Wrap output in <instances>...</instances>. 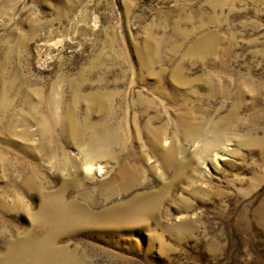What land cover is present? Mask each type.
I'll list each match as a JSON object with an SVG mask.
<instances>
[{
  "label": "rangeland",
  "instance_id": "obj_1",
  "mask_svg": "<svg viewBox=\"0 0 264 264\" xmlns=\"http://www.w3.org/2000/svg\"><path fill=\"white\" fill-rule=\"evenodd\" d=\"M177 22L195 34L183 42ZM152 49L162 79L142 66ZM179 69L186 82L172 77ZM72 82L113 92L89 121L79 98L70 117L81 144L66 115ZM139 93L155 104L154 126H170L160 149ZM233 112L195 140L178 129L184 113L217 122ZM0 120V263L53 264L15 251L38 234L77 264H264V0H0ZM100 149L106 157L90 156ZM82 155L105 174L72 179L69 161ZM66 180L64 204L98 213L134 200L138 216L82 214L64 228L47 203Z\"/></svg>",
  "mask_w": 264,
  "mask_h": 264
},
{
  "label": "bare ground",
  "instance_id": "obj_2",
  "mask_svg": "<svg viewBox=\"0 0 264 264\" xmlns=\"http://www.w3.org/2000/svg\"><path fill=\"white\" fill-rule=\"evenodd\" d=\"M180 23H181V21H180ZM178 25H179V23L177 22V24H174L172 28H174V31L176 33H178V35L183 38V42L189 40L190 37L195 34V33H193L194 30L191 31L192 34L190 32H189L190 34L188 32H184L182 34L179 33L180 29H179ZM201 28H204V25H202ZM210 37L211 36H207L206 38H210ZM148 39L152 40V39H155V37L151 34V35H149ZM157 40L158 41L162 40V37H158ZM203 43H207V40H203ZM175 51L176 50H172L171 52H169L168 56H172L173 52H175ZM191 51H197V47L192 46ZM211 53H212V50L210 51V54ZM155 54H156V52L153 49L148 51L146 54L147 56L145 58H143L141 61L142 66L145 69H147V71H149L150 73H153L154 77L157 78L159 76V78L162 79L163 76H165L164 71L161 70L159 73H155V71H154V69H156V64H157V59L155 57ZM189 56H190V53L187 56H185V58H187ZM178 65H179V63H177L176 66H178ZM180 71H181L180 69L179 70H173L172 77L176 76L175 81H177V82H181V80L186 82L187 80L184 79L185 76L184 75L181 76V74H179ZM82 77L85 78V76H82ZM197 82L198 81H193L187 85L189 86L191 84H196ZM75 83L76 82H72L73 85L71 87V90L74 93V97L71 100L70 108H69V105L67 107V109L69 108L70 111L66 112V115L69 119L68 124L71 128L70 129L71 138L76 143L79 142L81 144L83 142L84 138L83 137H77V132H79V130L76 128V125H75L76 123L74 122V120L70 117L73 110L75 108H77V105L79 103V101H78L79 98H80V100H81V98L85 99L88 102V108L89 109H88V113L86 115V118H87V121H89V118L94 114L95 115L98 114L99 116H101L103 114L105 115V112L107 111L106 109L108 108V106L111 102V98L113 97V92H111L110 90H105V89H102V90L99 89L98 91L94 90V89H96V87L99 84H103L104 83L103 82V83H97V84H90L91 85L90 90L92 92L85 94L84 92L81 91L79 85L75 84ZM138 99H139V107L145 109L143 111V113L147 115L146 126H147L148 130L150 131V135L152 136L151 144H152L154 149H160L161 137H163L161 134L162 133L161 130L167 129V128L169 129L170 126H168L166 128H162V129H160L159 127H155L153 124V121L157 120L158 116L155 117L154 115H150L151 109H153L155 106V104L152 102V99L145 96L143 93L138 94ZM238 109H239V107H237V110L235 109V111L237 112ZM159 115L162 117V115L160 113H159ZM31 117H33V119L36 118V112L33 110H32V113L30 115L24 114L25 119L22 122V125L24 127L27 125L28 120L30 122H32L33 119ZM231 117H234V112L229 114V115H226L224 117H221L220 120L217 122H210V120L207 119V116L201 115V116H199L200 121L194 122L191 113H188V114L184 113L178 117V129L181 131L184 130L186 137L194 138V140H195L198 137H200V135L205 136L209 130H211V131L214 130L216 128V126L219 125V123L226 121V120H229ZM1 123L2 122H0V126H1ZM52 124H54L56 126H58V125L60 126V129H61V131H59L60 134H62L63 129L67 133V126L68 125L65 122H54ZM96 126H93V129ZM1 128H3V126ZM8 129L12 130L10 127L5 128V130L9 131ZM40 131L44 133L45 132L44 127ZM211 151L212 150H210V147L205 148L206 154H203V157L209 155L211 153ZM164 153H166L168 155L171 154V148L168 150H165ZM78 155H80V151H78ZM90 156H92V157L95 156V157L99 158V157H106V154L102 149H100L98 151H94V153L93 152L90 153ZM218 156L219 155L217 153V157ZM77 159H79L81 161V163L75 162V160H77ZM163 159H166V158H163ZM169 159H170V157H169ZM172 161H171V163H172ZM115 162H117V161H115ZM71 163H73L75 168H76V172L73 175L72 179H77L80 176L82 171H86L89 174L94 173V172H98L100 174H105V172H106L103 165H100V163H97L94 159L89 160V158H86L83 155L78 156L76 158H73L71 161H69V164H71ZM173 164H175V163H173ZM176 164H178V163H176ZM129 169H130L129 164L125 163L124 165H122L119 168L118 174H115V175H123L124 176L125 174H127L129 172ZM66 182L67 183L62 185L63 189L61 190V193H59V198L55 202L50 201L49 203H47V206L51 209L53 214L58 217V221L60 223H63L64 228H67L74 221L79 220L80 216L82 214H84L86 216L83 218H85L86 220H91L93 222H94V219L99 220V218H101V217H105V218H107L106 220L108 222H112L110 216L113 215L114 212H116L115 210L123 211V213H128V214H130L131 217L132 216H135V217L138 216V212H137L138 209L135 206L139 207V205L137 204V201L134 202V200L131 201L129 205H124L122 203L116 204L115 205L116 208H114V209L104 208L103 211L98 212V213H94L92 211L89 212L81 204H79L77 201H75L73 199L69 202V204H64L63 203L64 197H66V190L64 189V187L69 186L72 181L66 180ZM109 183H110V181H109ZM157 199H159V198H157ZM25 247H28V249H26ZM26 250L29 252H35L36 254L44 256L46 261H50L53 264H77V262H76L77 259L75 260L74 257L69 255L67 252H62L60 249L56 248V246L53 242L43 239L42 236H40L38 234H29L27 240H23L22 242H18L16 244L15 251L23 252ZM0 264H2V263H0Z\"/></svg>",
  "mask_w": 264,
  "mask_h": 264
}]
</instances>
